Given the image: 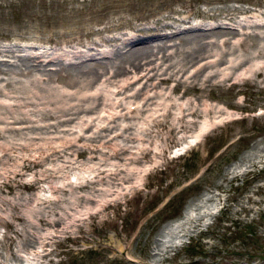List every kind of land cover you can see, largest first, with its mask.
<instances>
[{
	"label": "rangeland",
	"instance_id": "374dc122",
	"mask_svg": "<svg viewBox=\"0 0 264 264\" xmlns=\"http://www.w3.org/2000/svg\"><path fill=\"white\" fill-rule=\"evenodd\" d=\"M259 15L264 17V0H0V48L30 53L35 51L33 47L64 51L80 45L78 49L93 51L98 56L103 55L102 51L121 47L124 45L122 40L130 35L133 39L144 37L153 41L155 35L164 40L173 38L178 45L179 37L190 34L174 35L178 28L189 25L205 28L232 18L237 20L234 25L240 26L231 25L235 29L219 30L233 32L229 36L239 33V37L246 39V43L238 47L240 51H255L258 41L264 44V39L259 40L264 25L257 24L259 20L254 19L250 28L249 22L252 16ZM214 35H208V38L218 44L220 36ZM115 36L121 38L111 39ZM89 45L92 48H88ZM169 52L174 54L175 48ZM201 62L196 64L198 69L206 70V77L209 71L223 69L221 62L218 67L215 64L205 66ZM256 62L263 63L258 60L253 63ZM251 65H240L234 78H238V82L234 85L230 82L232 79L220 82L215 78L216 85L202 91L198 87L186 92L180 88L179 92L189 101L199 97L211 103L207 121L214 123L206 128L207 133L197 144L194 145L196 141L191 139L190 148L176 152L177 146L186 137L197 134L204 124L201 111L204 106L187 118L194 120L190 127L184 125L177 132L171 127L172 121L175 119L184 124L186 114L183 109L179 114L173 108L175 101L165 96L157 108H153L157 109L156 113L151 110L149 116L146 112L135 119L136 127H142L138 130L150 132L145 141L122 148V145L115 147L118 141L112 140L107 148L97 145V150L86 149L72 155L76 161L71 165L72 169L71 166L66 168L69 176L56 177L54 184L60 182L56 186L67 179L78 182L94 177L92 169L98 159L88 156L99 152L110 156L106 161L110 172L114 164L121 163L131 173L130 177L121 184L116 176L113 181L117 183L112 190L106 186L109 195L103 192L96 198L99 201L80 205L78 210L68 209L65 218L61 216L62 221L55 225L40 218L37 242L24 247L27 253L40 249L38 243L45 237V253L34 256L35 260L29 264H263L264 87L256 81L264 77L259 74L245 78L243 71ZM9 76L0 74V77ZM18 77L26 78L24 74ZM67 77L65 71H61L52 84L65 86ZM161 84L164 88L170 87L169 83ZM111 87L114 89L109 86L108 92ZM174 94L179 97L178 91ZM216 105H221L223 112L227 110L232 115L220 117L221 114H217L215 117ZM97 114L96 111L95 116ZM58 144L61 142L41 143L48 146L26 150L15 157L12 155L7 159L8 164H0V214L4 216L0 217V264H27L23 261L27 256L19 250L24 247L18 245L16 226L25 224L26 233L31 235L34 209L40 207L48 212L53 207L31 200L10 210L8 203L27 196L30 200L37 194L49 201L53 195L51 191L61 193L60 188L50 189L53 178L46 180L42 175L38 176L40 170L62 161L48 159L51 156L49 149ZM119 154L124 157L132 154L133 160L127 163L116 159ZM68 157H71L70 153ZM109 161L113 167L108 166ZM100 185L99 182L95 184ZM87 189L88 185L77 188L74 194ZM63 195H68L67 191ZM103 195L108 196L107 199ZM59 207L56 210H60ZM189 212L193 215L192 221L177 229L172 223ZM53 214L57 216L55 212ZM18 253L24 255L16 260Z\"/></svg>",
	"mask_w": 264,
	"mask_h": 264
},
{
	"label": "bare ground",
	"instance_id": "6f19581e",
	"mask_svg": "<svg viewBox=\"0 0 264 264\" xmlns=\"http://www.w3.org/2000/svg\"><path fill=\"white\" fill-rule=\"evenodd\" d=\"M260 18L264 17L260 15L252 16L249 27L253 26L251 23L254 19L259 20ZM236 21L228 18L223 22H216L212 27L193 28L189 25L178 28L179 30L174 35L190 33L185 36L179 35L181 37L177 36L181 39L178 45L173 42V38L164 40L163 37L155 35L153 41L151 38L144 37L133 39L130 35L126 40H122L124 45L121 47L113 51H102L103 55L98 56H95L93 51L88 52V50L83 49L88 52L86 54L82 49H78L80 45L78 48L70 46V48H66L67 51L44 52L35 50L30 53H23L20 49H15L16 52L11 49L0 48V55L9 56V58L0 57V74L11 75L7 78L0 77V160L4 158L0 164H8L7 159L11 158L12 155L13 157L19 156L26 150L48 146L41 145V143L61 142V144L49 149L51 156H48V159L58 158L62 161L53 162V165L50 164L48 168L40 170L38 174L46 180L53 178L49 184L50 189L60 188L61 193L51 191L53 195H51L52 198L49 201L38 194L35 198L30 197V200L27 199L28 196L22 197L19 195L22 198H15L8 203L10 210L12 207L18 209L21 206L20 204L31 200H37L40 204L46 202L47 207H53L48 212L40 210V207L34 209V215L33 212L31 213V216H33L31 218L32 226H30L33 230L31 235L26 233L25 224L24 226H16L19 247L33 246L37 242L36 237L38 238L41 228L38 223L40 218L52 221L51 223L55 225L62 221L61 216H63V219L65 218L68 209H77L80 205L92 203L103 192L110 193L106 186L109 190L115 186L117 182L113 180L116 179V176L118 177L116 180H119L121 184L128 181L130 177L131 173H128L126 171L128 169L124 168L125 165L121 163L114 164L115 167H113L109 161L108 166L113 167L110 172L106 167V161L110 156L105 152H99L98 154L91 153L88 156V158L98 159L92 169V172H95L94 177L78 182L67 179L60 186H56L60 183L57 181L56 185L54 184L56 177L69 176L66 168L76 161V159L73 160L75 157H72V155L80 154L86 149L97 150V145H104V148H107L110 144L108 142L112 140L118 141L115 147L122 145V148H126L129 144L134 147V143L145 141V137H150V132L147 133L149 130L143 132L138 130L142 127H136L137 121L135 119L146 112L149 116L151 110L157 108L159 101L163 100L165 96L171 97L172 101H175L173 108L179 111V114L183 110L185 112L183 114H186L184 124H182L183 121L173 119L171 127L177 132L181 131L184 125L190 127V123H193L194 120L187 118L193 116V113L200 112L201 106H204L201 108L205 117L204 124L198 128L197 134L192 135L199 142L207 133L206 128L214 123L213 121H207L210 116L208 106L211 103L206 98L199 97L196 101L194 99L189 101L179 92L180 88L183 87L186 92L198 87L202 91L216 85L215 78H218L220 82L232 79L230 82L234 85L238 82V78H234L240 65H251L257 60L263 63H253L243 71V74H245V78L258 76L259 74H263L264 77V44L258 41L255 51H240L238 47L243 46L246 39L239 37V33L236 36H229L228 34H233V32L219 30L225 27L232 29L231 25L235 26ZM257 24L264 25L263 19L259 20ZM238 26L240 25L237 24L235 27ZM213 30L215 32H209ZM208 35L220 36L218 44H215V40H210ZM120 38L121 36H115L111 39L117 40ZM260 39H264L263 32L259 34ZM91 46L89 45L88 48H92ZM172 48H175L176 52L174 54L169 52ZM52 52L54 53L51 54ZM84 53L86 57H83L85 56ZM109 57L111 59H106ZM200 60L205 66H214L215 64L218 67V62H221L220 65L222 64L223 69L209 71V75L206 77V70L204 68L198 69L199 65L196 64ZM61 71H65L68 76L67 84L65 86L53 85V79L60 76ZM19 74H24L26 78L19 79ZM256 82L264 87V79ZM161 83H169L170 87L174 85L173 89H170V87L164 88ZM109 86H114V89L109 88L110 92H108ZM175 91H178L179 97H183L185 100L179 99L174 94ZM216 106L214 108L215 117L217 114H221L220 117L225 115L230 117L229 115H232L227 110L223 112L224 107H221V105ZM112 107H114L113 111L110 110ZM96 111L97 116H95ZM115 117L116 120H113ZM191 142H185L181 146H177V151L180 152V150L190 148ZM198 142H195L194 145ZM68 153L71 154L70 158ZM122 155L119 154L116 159L125 162L133 160L132 154L125 157ZM77 164L79 163L77 162ZM129 164L131 163L129 162ZM70 168L72 169V166ZM101 173L104 175L100 176ZM78 175L80 176V174ZM98 182L101 184L100 187L95 186ZM86 185L89 186V189L74 194L77 188ZM65 191L68 195H63ZM102 197L106 198L108 196L104 197L103 195ZM61 202L67 203L62 204ZM201 202L203 204V201ZM70 204L72 205L69 208ZM56 207H59L60 210H56ZM54 212L57 216L53 214ZM11 215L12 211L9 213V217ZM0 217L4 216L0 214ZM192 218L193 215L189 212L181 220L174 221L172 224L179 229L178 226L186 224L190 220L192 221ZM172 224L171 227H173ZM38 227L40 228L38 229ZM44 241L45 237L38 243L41 248L34 249L31 253H27L25 247L24 249L20 248V252L25 253L27 257L24 259V254L18 253L19 257L15 259L23 257V261L29 263L35 260L34 256L44 255L43 246L46 244Z\"/></svg>",
	"mask_w": 264,
	"mask_h": 264
}]
</instances>
